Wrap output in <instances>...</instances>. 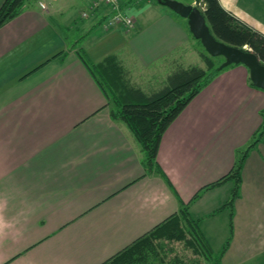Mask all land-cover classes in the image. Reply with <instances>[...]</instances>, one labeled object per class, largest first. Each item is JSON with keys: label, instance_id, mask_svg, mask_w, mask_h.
<instances>
[{"label": "crops", "instance_id": "obj_1", "mask_svg": "<svg viewBox=\"0 0 264 264\" xmlns=\"http://www.w3.org/2000/svg\"><path fill=\"white\" fill-rule=\"evenodd\" d=\"M39 1L0 27V264H101L184 206L218 264H264V135L246 155L231 207L233 180L205 188L229 173L262 123L264 90L250 85L248 69L226 67L189 102L149 172L82 62L87 44L77 48L66 35L74 29L84 42L101 29L112 40L128 28L103 29L108 12L96 0H77L65 24L70 0L47 1V11ZM218 1L264 34V0ZM128 4L121 0V12L135 22L134 43H114L94 64L121 49L143 69L157 64L143 84L117 60L129 85L151 94L188 67L187 29L168 12L139 24Z\"/></svg>", "mask_w": 264, "mask_h": 264}, {"label": "trees", "instance_id": "obj_2", "mask_svg": "<svg viewBox=\"0 0 264 264\" xmlns=\"http://www.w3.org/2000/svg\"><path fill=\"white\" fill-rule=\"evenodd\" d=\"M31 1L3 0L0 6V27L25 10ZM197 1L203 6L202 14L216 40L242 50L245 47L264 65V34L240 22L226 11L218 0ZM81 59L105 95L111 118L125 123L140 144L145 155L144 165L149 172L155 167L159 143L167 127L189 102L225 69L215 67L210 57L202 54L206 68L196 65L178 68L167 77L163 88L146 94L129 85L123 68L114 56H108L99 64L90 66L93 69L82 55ZM96 70L100 78L96 76ZM249 83L253 86L250 81ZM261 116L262 123L258 131L253 134L247 146L237 149L235 162L229 173L205 187L210 188L233 180L235 187L225 206L231 207L234 199L238 197L243 162L249 150L264 135V112ZM173 243H179L183 247L182 251H191L192 256L188 257L184 252L171 255L174 250ZM202 257L208 264L219 262V256L211 261L209 245L201 235L196 221L189 218L184 206L177 214L156 225L101 264H202Z\"/></svg>", "mask_w": 264, "mask_h": 264}, {"label": "rangeland", "instance_id": "obj_3", "mask_svg": "<svg viewBox=\"0 0 264 264\" xmlns=\"http://www.w3.org/2000/svg\"><path fill=\"white\" fill-rule=\"evenodd\" d=\"M123 1H124V3L127 2V4L131 3V2L132 3L135 2L133 4H128V6H131V7H130L129 12L127 14H129V16L132 15V18H134V19L136 17L139 20V24H141L140 20L142 21L143 15H146L145 19L147 18V20L157 18V16L159 15L160 12H168V13H173L172 15H176L175 16L176 19H178V21H180V23H182L184 30L187 29L186 33L188 34L187 41L183 45L184 47L181 48V50H184V55L182 56V63L185 66L196 65V66H201V67L206 68V65L204 63H202V61H201V57L199 56V52H202L205 56L210 57V59L212 60L215 67L220 66L221 63L223 62V58H221V57L209 56L207 54V52L204 50V48L202 47L199 40L195 39L191 35V33L189 32L187 20L185 18H181L180 16L175 14L170 8H168L164 4L159 3L157 0H123ZM176 1H178L182 4H185V5H194V6L198 7V9L203 11L202 4L200 2H198L197 0H176ZM66 5H67V8H65L63 10L61 17H59V20L62 22L67 20L73 14L77 15V13L79 12V5L80 4L77 3V0H70V3H67ZM142 10L144 12L141 13L140 15H137V13L139 11H142ZM106 18L107 17H104V20ZM134 24H135V22L133 23L132 28L126 29V31H127L126 34H125V32H122V31L117 32V34H120L124 39L121 36H118L112 40L106 39L105 38L106 36L102 34L101 29H96V31L92 32V34H90L88 39L84 42L81 41L82 40L81 33L79 31L74 30V29L67 31L66 35L69 39V44L73 43V45H76L77 48L81 47L83 49V46L87 44V47L84 51H85V53H87L89 55H85L83 52H80V54L83 56V58L85 59V62L90 67V66L94 65L95 59L99 60L103 57V56H101V54H106L107 52H108L107 54H110L113 50H116V48H111V46H113V45H115V44H117L123 40L128 41V42L132 41V43H134V40H132V38L135 36V33H136V31L133 29ZM103 29L107 30L105 23L103 24ZM98 35H100V37L102 36V38L97 39L96 37ZM100 50H101V53H98ZM91 52H93V53L91 54ZM128 52H129L128 49L124 50V51H123V49H121L120 51H116L113 54H116L115 55V57L117 56L116 60H120L123 64V66H125V68L127 70L132 71L133 76L134 75L138 76V74H141L142 79L139 82L145 84L144 82H146L148 77H151V73L154 76L157 64L149 65L145 69H143L142 66H137V65L133 64L132 60L130 58H128V56L126 55ZM90 68H92V67H90ZM133 68L135 71L133 70ZM139 68H142V69H139ZM123 71H124V69H123ZM96 74H97L96 76L98 78H100L97 70H96ZM124 76H125V74H124ZM143 77H145V78H143ZM159 84H160V81L157 80L156 88H158L157 86H159ZM107 86L109 87L108 84H107ZM172 247L174 249L173 251H175V252L171 251V253H170L171 255H173L172 253H179L180 252L182 254L184 252V253H187L188 257L192 256L191 251H182L183 247L179 243H173ZM209 249H210V252L212 254L211 261L213 262L217 256V250L211 248V246H209ZM200 260L202 261V264H208L206 261H204L203 257L200 258Z\"/></svg>", "mask_w": 264, "mask_h": 264}, {"label": "water", "instance_id": "obj_4", "mask_svg": "<svg viewBox=\"0 0 264 264\" xmlns=\"http://www.w3.org/2000/svg\"><path fill=\"white\" fill-rule=\"evenodd\" d=\"M170 8L175 14L187 20L191 35L199 40L204 50L211 57H221L223 62L219 69L230 65L241 64L248 69L251 84L264 90V65L261 64L254 53L239 49L216 40L206 24L202 11L194 5H185L176 0H157Z\"/></svg>", "mask_w": 264, "mask_h": 264}, {"label": "built area", "instance_id": "obj_5", "mask_svg": "<svg viewBox=\"0 0 264 264\" xmlns=\"http://www.w3.org/2000/svg\"><path fill=\"white\" fill-rule=\"evenodd\" d=\"M47 1H54V0L39 1L38 6L41 10L47 11L48 9ZM96 4L99 7L102 6L108 12V14L105 16L107 18L104 20L107 29L121 25L126 28L133 27L132 19L121 12V0H96L94 5ZM82 16L83 17L87 16V12H83Z\"/></svg>", "mask_w": 264, "mask_h": 264}]
</instances>
